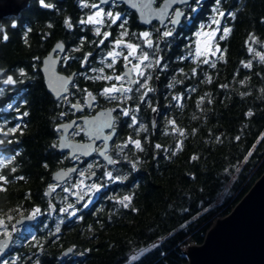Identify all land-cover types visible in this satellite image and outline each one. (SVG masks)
Wrapping results in <instances>:
<instances>
[{"label":"trees","instance_id":"trees-1","mask_svg":"<svg viewBox=\"0 0 264 264\" xmlns=\"http://www.w3.org/2000/svg\"><path fill=\"white\" fill-rule=\"evenodd\" d=\"M198 4L201 10L184 34L187 38L168 53L166 99L156 131L142 129L143 151L129 148L120 180L83 211L82 223L45 246L38 264H126L152 244L127 264H187L183 250L201 243L214 220L229 213L264 171V61L257 55H264V0ZM221 11L210 50L197 54L189 36ZM21 25L7 24L8 40L0 41V67L9 72H33L36 55L46 49L35 28L26 37ZM47 109L37 103L22 156L1 162L7 167L0 168V175L15 166L22 179L3 185L0 216L11 205L28 213L46 198L51 173L59 165ZM66 246L74 252L63 260ZM24 248L19 264H35L30 259L36 254L33 243Z\"/></svg>","mask_w":264,"mask_h":264},{"label":"flooded vegetation","instance_id":"flooded-vegetation-1","mask_svg":"<svg viewBox=\"0 0 264 264\" xmlns=\"http://www.w3.org/2000/svg\"><path fill=\"white\" fill-rule=\"evenodd\" d=\"M144 1L137 0V7H132L124 0H109L106 3L102 0H44L45 4L52 5L49 8L43 7L40 0H29L25 8L17 15H7L2 18L3 31L0 32V41L1 39L8 40V36L6 40L3 39L7 24L16 26L21 23L26 37L28 32L32 33L35 28L36 34L40 37L39 44L44 45L46 49L36 55V67L33 72H9L4 67H0L3 70L0 76V141H3L0 143V158L2 162L7 160L10 162L22 156V143L29 140L30 125H33L31 121L37 117L35 107L40 102L48 107L49 126L52 128L50 138L55 144L59 165L51 173V180L45 191L46 198L42 205L35 206L28 213H23L16 205H11L0 216V220L7 225V232L11 234V243L0 260V264H5V262L19 264L23 259L24 247L31 243L36 247L42 245L36 249V254L30 257V259L34 258L35 264H38V257L42 255L45 246L72 230L79 222L82 223L85 220L82 216L83 211L98 204L101 192L110 187V183L120 180L119 172L122 163L125 164V157L130 155L129 148L132 146L135 149L134 144L128 143L129 138L142 142L145 136L142 133L144 127H150L156 131L162 113V103L166 99L164 75L168 53L173 50V45L181 42L184 37L187 38L184 34L191 29L196 13L201 9L192 11L189 8V5L195 3L196 0L183 4L180 10L184 12V16L179 26H174L172 18L175 9L163 24L159 20L150 22L144 20L145 17L142 18L140 15V12L145 13L146 10ZM162 1L155 0L154 6H158ZM84 3L97 4L99 9H103L105 13L103 23L83 24L80 22L99 10L84 7ZM33 5L38 9H30ZM26 11L29 12L27 15ZM108 12H111L113 17L119 14L120 19L113 23L112 17L106 15ZM223 16L224 13L218 17L217 21L222 22ZM65 20L71 22V28L66 26ZM208 21L204 19L202 24H207ZM97 28L100 29L101 35L96 34ZM206 28H209V25ZM165 31H171L172 35L163 37L162 33ZM105 32L110 33L107 38L103 35ZM125 32L127 35H124ZM144 32L150 33L152 47L147 46L142 36ZM195 32L196 30L189 37L194 38ZM102 40L103 43H100ZM117 40L122 41L119 46L116 44ZM129 43L138 46L135 57H142L144 53H147L148 60L136 59L129 55L130 49L126 47ZM50 53H52L50 70L55 62L51 90L45 82V75L42 71L43 60ZM109 53H119V55H109ZM125 56L128 57L127 60ZM157 60H159L158 64ZM134 65H139L143 76L137 74ZM9 76L16 83H4ZM117 76L122 79L117 80L115 78ZM24 77L32 78L24 80ZM105 77H111V79ZM146 77L150 79L146 80ZM144 83L147 87H140ZM39 84L41 86H38ZM112 87L117 89L123 87L131 91H117L102 95L105 88ZM148 88L152 90L148 91ZM59 91L60 94L57 96L56 93ZM108 109L111 110L112 117L110 128L87 129L86 122L88 123L98 113ZM124 110L129 112L128 116L123 115ZM102 114L106 117L102 118L101 122L98 121L97 125H109L108 113ZM153 114L157 117L156 129H153L151 124ZM133 116L136 118L135 125L132 122ZM65 123H68L67 127H70L66 134L67 140L96 141L93 154L86 157L82 154L71 155L69 150H59V141L65 132L62 125ZM96 135L103 137L112 135L106 150L103 151L106 140L97 141ZM103 154H108L113 162L108 163L103 158ZM62 167L66 169L76 167V170L64 182L59 183L53 180L52 176L54 171ZM12 169H15V166L11 168V171H4V176L8 180L6 184L11 186L18 184L22 173V171ZM109 172L113 179L108 178L107 173ZM6 184L0 181V185L5 186ZM86 184L100 186L98 195H93L95 198L89 205H86L87 200L82 192ZM48 190H51L49 194ZM37 209H39L38 212ZM23 215H33L34 220L17 226V219ZM24 227L30 228L26 240L29 242H25V245H23V235H21ZM56 230L59 231L55 232ZM32 235L37 236V239L33 240ZM3 238H5V231L0 235V239ZM69 248H72L71 254L64 255V251ZM73 252L72 246H66L61 250L60 258L65 260ZM26 254L31 256L30 252ZM35 258L38 259L35 260Z\"/></svg>","mask_w":264,"mask_h":264},{"label":"water","instance_id":"water-1","mask_svg":"<svg viewBox=\"0 0 264 264\" xmlns=\"http://www.w3.org/2000/svg\"><path fill=\"white\" fill-rule=\"evenodd\" d=\"M29 0H0V26L4 16L17 15L25 6ZM109 1V0H107ZM127 5L137 7V0H124ZM155 0H145L144 6L145 13L140 12L142 18L147 22L153 20H159L163 24L173 9L175 13L173 20H179V23L173 24L179 26L184 12L180 10L183 4H189L192 0H163L158 6H154ZM141 9V8H139ZM177 11L183 13V15L177 16ZM47 55L43 60L42 71L45 75V82L51 90V82L55 73V62L51 68V55ZM0 70H2L0 68ZM3 70L0 71V76ZM60 91L56 93L58 96ZM106 111V112H105ZM102 113H108L109 125L111 126V110H105ZM102 113H98L91 118L88 123L86 122L87 129H99L105 130L110 128L109 125H97V122H101L102 118L106 116ZM152 128L156 129L157 117L152 115L151 118ZM65 123L62 127L65 128V132L60 138L58 148L61 151L69 150L71 155L82 154L89 157L95 151V140L76 142L73 140H67L66 134L70 127ZM67 127V128H66ZM95 134V133H94ZM112 135L103 137L96 135V140H106L105 147H108L109 140ZM101 152V151H100ZM103 158L112 163L113 160L108 154H103ZM110 160L112 162H110ZM76 170V167L71 168H58L53 172V180L61 183L64 182L72 172ZM48 194L51 190L47 191ZM34 220L33 215H23L16 221V225L19 226L24 223H29ZM0 239V241L4 240ZM11 243V236L8 240L7 247H3L0 252V260L3 258L6 250ZM72 248L64 251L65 254H71ZM184 254L187 257V264H264V171L251 185L248 191L241 197V199L234 205V207L224 216H220L214 220L212 225L208 228L201 243H191L184 250Z\"/></svg>","mask_w":264,"mask_h":264},{"label":"snow or ice","instance_id":"snow-or-ice-1","mask_svg":"<svg viewBox=\"0 0 264 264\" xmlns=\"http://www.w3.org/2000/svg\"><path fill=\"white\" fill-rule=\"evenodd\" d=\"M102 2L106 3L107 0H102ZM181 2H185V0H181ZM197 2H198V0H197ZM40 3H41V5H42L43 7H49V8L52 7L51 4H45L44 0H40ZM83 6H84V7H92V8H97V9H99V5H97V4H91V5H89V4H87V3H84ZM145 7H147V5H145ZM195 10H196L195 8L192 9V11H195ZM104 15H105V13L103 12V9H99V10L96 11L93 15L88 16L87 19L82 20V21H80V22L83 23V24H101V23H103V16H104ZM106 15H107L108 17H112V22H113V23H115L116 20L120 19L119 14H116V16L113 17V14H112L111 12H108ZM180 15H183V13L177 11V16H180ZM221 15H223V13H221ZM172 23H173V24L179 23V20H173ZM65 24H66V26L69 27V28L72 27V24H71V22H70L69 20H65ZM12 26L15 27V24H13ZM121 26H123V25H121ZM2 31H3V27L0 26V32H2ZM227 31H230V30L226 29L225 32H227ZM96 34H97V35H101V33H100V29H99V28L96 29ZM103 35H104L105 38H107V37L110 35V33L105 32V33H103ZM124 35H127V33L125 32ZM171 35H172V32H171V31H165V32L162 33V36H163V37H169V36H171ZM142 36H143L144 39L146 40V42H147V46H148V47H152L153 42H152V40L149 38V37H150V33H149V32H144V33H142ZM3 39H5V40L7 39V35H6V34L3 36ZM250 39H254V37H250ZM100 43H103V40L100 41ZM121 43H122L121 40H117V41H116L117 46H119ZM126 47H127L128 49H130L129 55L135 57V53H136V50H137V47H138V46L129 43V44L126 45ZM250 51H252V49H250ZM109 55H119V53H109ZM257 55H259V56H260V59H261L262 61H264V55H260L259 53H257ZM135 58H136V59H142V60H145V61H146V60H148V54H147V53H144L142 57H135ZM127 59H128V57L125 56V60H127ZM158 63H159V60H157V64H158ZM147 66H148V67H151V65H147ZM245 66H246V67H251V62H249V63L246 64ZM133 67H134L135 71L137 72V74L142 75V76L144 75L143 72L140 71V67H139V65H134ZM0 71H2V70H0ZM21 75H23V73H21ZM105 78H106V79H111V77H105ZM115 78H116L117 80H121V79H122V77H120V76H117V77H115ZM145 79H146V80H147V79H150V77H146ZM4 83H6V84H14V83H16V81H14L13 78H12L11 76H9V77L7 78V80L4 81ZM138 83H139V82H138ZM140 87H147V84H146V83L141 84ZM138 90H139V89H138ZM151 90H152L151 88H148V91H151ZM117 91H121V92H130L131 89H124L123 87H121V88H119V89H117V88H115V87H112V88H105V89H104V92L102 93V95H103V94H110V93H112V92H117ZM145 95H147V93H145ZM89 96H91V93H89ZM113 98H114V97H113ZM93 99H94V97H93ZM153 111H156V109H153ZM26 114H27V113H25V115H26ZM123 115L128 116V115H129V112H128L127 110H124V111H123ZM132 122H133V125L136 124V118H135V116L132 117ZM170 123H171V124H174L175 122H174V121H170ZM109 126H110V125H109ZM130 126H132V125H130ZM141 127H143V125H141ZM13 131H15V129H13ZM180 134L183 135V132L181 131ZM5 135H6V134H5ZM0 143H3V141H0ZM128 143H132V144H134V145H135V148H136L137 150H139V151H143V148H142V146H141V142H140V140H138V139H137V140H132L131 138H129ZM125 146H126V145H125ZM160 147H161L160 145H156V148H160ZM193 159H195V157H193ZM110 162H112V161L110 160ZM5 167H7V164H6V163H0V168H5ZM133 167L135 168V164H133ZM12 170L15 171V169H12ZM107 176H108L109 179H113L112 174H111L110 172L107 173ZM21 179H22V178H21ZM0 181H2V182L5 183V184L8 183V180H7L6 176H4V175H0ZM2 190H4V189H3V186L0 185V191H2ZM97 190H98V189H97ZM130 199H131L130 197H124V200H130ZM121 203H123V201H121ZM125 206H127V205H125ZM69 207H71V205H69ZM36 211L38 212L39 209H37ZM9 219H11V217H9ZM14 227H15V226H13V228H14ZM0 228H3V229L5 230V239L2 240V241H0V245H2L3 247H7V243H8V240L10 239V235H11V234L7 232V225L4 223L3 220H0ZM0 251H2V248H0Z\"/></svg>","mask_w":264,"mask_h":264},{"label":"rangeland","instance_id":"rangeland-1","mask_svg":"<svg viewBox=\"0 0 264 264\" xmlns=\"http://www.w3.org/2000/svg\"><path fill=\"white\" fill-rule=\"evenodd\" d=\"M197 1V0H196ZM200 0H198L199 2ZM198 2H195V3H192L189 5V8L190 9H199V4ZM221 13H223L222 11L221 12H218L216 14V16L214 17H211L208 21L207 24H200L199 27L197 28L195 34H194V50L195 52L198 54V53H202V52H207L208 50H210V46L209 44L212 42V40L214 39V35L220 30V25H221V22L220 21H217L218 20V17L221 16ZM207 25H209V28H206ZM2 158H0V163L2 162ZM229 186L230 184H228L224 191H227V189H229ZM72 187H74V185H72ZM100 186H97L96 184H90V185H87L86 184V187L82 190L83 194L85 195L86 197V200H87V204L86 205H89L95 197H93V195H98V190ZM224 195L222 194L220 196V200L221 198H223ZM29 229L28 227H24L21 231V235H23L22 237V242H23V245H25L26 243H28L29 241L26 242L27 238H28V232H29ZM5 230L3 228H0V235L4 232ZM59 230H56L55 232H58ZM31 235V234H30ZM33 240H36L37 239V236H33ZM26 242V243H25ZM37 243V242H35ZM34 243V244H35ZM34 246V245H33ZM42 245L40 244L39 246H34V248L36 247V249L38 247H41ZM154 245H150L148 247H145V248H142L140 250H138L137 252H135L134 254H132L130 256V258L128 259V261L126 262L127 263H130L132 262L133 260L137 259L140 255H142L143 253H145L146 251L150 250ZM36 249L34 250V253L36 251ZM31 252V251H30ZM5 264H7V262H5Z\"/></svg>","mask_w":264,"mask_h":264}]
</instances>
